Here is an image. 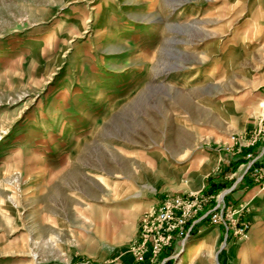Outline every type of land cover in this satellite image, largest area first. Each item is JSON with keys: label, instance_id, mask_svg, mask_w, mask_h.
I'll use <instances>...</instances> for the list:
<instances>
[{"label": "rangeland", "instance_id": "obj_1", "mask_svg": "<svg viewBox=\"0 0 264 264\" xmlns=\"http://www.w3.org/2000/svg\"><path fill=\"white\" fill-rule=\"evenodd\" d=\"M214 175L171 264L208 234L191 264H264V0H0V264H137L142 215Z\"/></svg>", "mask_w": 264, "mask_h": 264}, {"label": "built area", "instance_id": "obj_2", "mask_svg": "<svg viewBox=\"0 0 264 264\" xmlns=\"http://www.w3.org/2000/svg\"><path fill=\"white\" fill-rule=\"evenodd\" d=\"M261 131V129H260ZM260 131L241 135V145L254 144ZM252 132V131H251ZM203 189L191 192H169L163 194L152 210L144 213L139 228L128 251L138 263L157 262L165 250L177 240L189 239L200 219L210 214V224L220 223V214L212 213L219 204L201 216L206 205L214 198Z\"/></svg>", "mask_w": 264, "mask_h": 264}, {"label": "crops", "instance_id": "obj_3", "mask_svg": "<svg viewBox=\"0 0 264 264\" xmlns=\"http://www.w3.org/2000/svg\"><path fill=\"white\" fill-rule=\"evenodd\" d=\"M220 178H221L220 175H217V176L214 175L213 177H211V179L206 181L207 183H204L203 186L200 188V189H203L204 191H206L208 193H214V196H215V193L218 192V194L216 195V199L212 200L210 203H208L206 205L205 209L201 212V216L205 215L208 211H210L212 209V205L214 204L215 201L217 203L214 206L216 207L219 204L218 208H220V185L218 183ZM222 182H225V180H223ZM252 182H253V180L250 178V176L245 175L242 177H237L236 181L234 182V184H236V186H232L229 189H226V187H224L225 185H222V189H224V196L227 195V198L229 199L228 204H232V202H233L232 200H230L231 196H234V198H235L234 200H236L237 198H239L238 196H240L241 193L244 192L245 189H247V188H249V186H251ZM216 184L218 185V187H217L218 189L213 190V188H216L215 187ZM230 192H231V195H228V193H230ZM158 200H157V202H158ZM218 208H216V209H218ZM210 225L211 224H210V214H209L206 217L199 220V222L197 223V225L194 229V232L197 229H200L202 226H210ZM215 228L217 230H219L220 226L215 227ZM180 245H182V242L177 240L173 243L172 246L165 248V250L162 252V254H161V256L157 262H154V263H137V264H171L172 260L174 259V256H175L174 254L176 253V251L178 250ZM129 254H130L129 256L132 257V254L131 253H129Z\"/></svg>", "mask_w": 264, "mask_h": 264}, {"label": "bare ground", "instance_id": "obj_4", "mask_svg": "<svg viewBox=\"0 0 264 264\" xmlns=\"http://www.w3.org/2000/svg\"><path fill=\"white\" fill-rule=\"evenodd\" d=\"M249 31H250V24L247 26L239 28L237 30L235 37L238 38L240 36L247 35L249 33ZM261 37H262L261 35L260 36L257 35L254 41L247 42V46H245L246 44L244 43V40H243L242 45L247 50L251 49L253 47L255 48L260 44V40H261L260 38ZM243 39H245V38H243ZM227 67H229L227 63L223 64V66L220 67V73H222L223 70H225ZM226 72H227V69H226ZM216 75H217V71H215V68H211L209 70L204 71L202 74L203 78L202 77L201 78L210 80V79H213ZM185 106H187V107L189 106L188 108H190L189 103ZM44 182H46V180H44ZM209 239H210V236L208 234L205 237H202L196 243L190 244L186 249L185 255L178 261L177 264H191L194 261V259L197 257V255L201 252V250L204 248V246L208 243Z\"/></svg>", "mask_w": 264, "mask_h": 264}]
</instances>
